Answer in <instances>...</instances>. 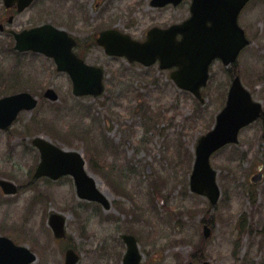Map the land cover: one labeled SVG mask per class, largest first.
I'll list each match as a JSON object with an SVG mask.
<instances>
[{
  "label": "rangeland",
  "instance_id": "rangeland-1",
  "mask_svg": "<svg viewBox=\"0 0 264 264\" xmlns=\"http://www.w3.org/2000/svg\"><path fill=\"white\" fill-rule=\"evenodd\" d=\"M189 6L186 2L179 9L159 12L150 7L149 0L37 2L38 15L57 27H64L65 22L74 26L71 31L82 44L91 41L102 24L141 38L150 26L183 19ZM34 12L27 11L10 27L21 29ZM239 23L252 44L233 71L241 74L264 111V0L251 2ZM0 44V85L4 81L5 87H11L28 79L35 96L42 97L52 88L60 98L21 114L9 130L0 131V179L24 187L16 196H5L0 190V236L28 247L37 255L35 264H64L70 246L81 256L78 264H123L124 235L139 239L142 264H188L204 259L210 264H264V181L250 182L257 170H264L262 121L244 129L237 146L212 158L222 191L214 210L210 211L207 198L190 190L196 146L215 125L230 86L228 70L221 62L211 66L205 102L200 103L177 88L158 66L130 65L87 45L80 54L105 70L106 90L99 98H76L70 78L58 73L52 60L35 57L23 62L24 67L15 66L24 60L15 58L6 33H0ZM4 94L13 92L0 91V98ZM156 111L164 118L154 117L161 124L150 129L147 118ZM41 136L83 154L112 209L80 200L70 177L32 183L40 162L32 140ZM51 213L66 217V240L55 239L48 225ZM206 219L213 227L208 242L203 238Z\"/></svg>",
  "mask_w": 264,
  "mask_h": 264
},
{
  "label": "water",
  "instance_id": "water-1",
  "mask_svg": "<svg viewBox=\"0 0 264 264\" xmlns=\"http://www.w3.org/2000/svg\"><path fill=\"white\" fill-rule=\"evenodd\" d=\"M9 1V0H7ZM177 3L178 0H171ZM249 0H194L192 17L180 26L170 30L155 29L149 33L148 41L139 43L117 31L102 33L97 40L108 55L127 57L131 62L151 66L158 60L162 69L178 70L171 74L176 84L191 91L201 98V88L207 85L209 67L215 59H221L228 66L235 62L239 53L249 42L244 31L237 25L240 11ZM30 0H25L27 5ZM154 5H161L155 1ZM51 29V41L43 42V29L24 33L19 37L21 51L33 50L53 57L58 71L67 72L74 85L76 96H99L104 91L103 71L87 66L73 53L75 42L65 32L54 27ZM182 35V39H177ZM48 97L57 101L54 91ZM36 101L29 95H18L0 101V128H7L17 118L22 109L32 110ZM261 105L251 100L250 94L241 85L237 77L230 91L228 107L219 115L215 130L204 136L197 147V160L191 179L192 191L206 195L215 205L220 197L216 183V172L211 169L210 156L229 142H237V134L244 127L260 116ZM42 155V163L35 179L50 176L57 180L65 175H72L77 185L80 198L103 204L109 209V202L98 190L95 179L85 170V161L81 154L61 150L52 143L37 138L34 140ZM7 193L15 192L9 183L0 181ZM50 225L58 238L65 236V219L59 215L51 217ZM210 230L206 228L205 236ZM128 245L125 264H139L134 238L124 237ZM35 256L26 249L13 248L6 240L0 241V264H30ZM79 258L69 249L66 253V264H76ZM208 264V263H204Z\"/></svg>",
  "mask_w": 264,
  "mask_h": 264
},
{
  "label": "flooded vegetation",
  "instance_id": "flooded-vegetation-1",
  "mask_svg": "<svg viewBox=\"0 0 264 264\" xmlns=\"http://www.w3.org/2000/svg\"><path fill=\"white\" fill-rule=\"evenodd\" d=\"M43 4H46L47 2H49L50 0H41ZM63 1H67V2H72L75 3L76 0H63ZM37 2L38 0H34V2L24 11L20 12L19 8L16 5H14L12 8H7L4 5V1L0 0L1 3V8H0V33H6L8 35H12L13 37V49L16 51V47H17V39L16 36L20 35L21 33L25 32V31H29L38 27H42L46 24H52L50 22H46L44 18L41 17V15H38V12H40L41 10L39 8H37ZM34 10V16H30L27 23L21 26V29H11V26H14V24L16 22H18L19 17H22V15H24L27 11H31ZM71 16L67 17L70 18ZM12 18L11 23L9 22V19ZM78 24V21H77ZM68 27V28H65ZM74 26L69 25L67 22H65L64 27H60L64 30H66L67 32L70 33V35L72 37H74L75 39H77V48L79 46H82V42L81 40L78 39L77 35H74V33L71 31V28H73ZM77 27V26H75ZM93 36H95V32L93 33ZM87 45L90 46L89 43L85 44L84 47H86ZM16 57L21 59L22 55H26L24 53H20L16 51ZM28 55L34 56L35 54H33L32 52H28ZM28 57V56H27ZM29 58V57H28Z\"/></svg>",
  "mask_w": 264,
  "mask_h": 264
},
{
  "label": "bare ground",
  "instance_id": "bare-ground-1",
  "mask_svg": "<svg viewBox=\"0 0 264 264\" xmlns=\"http://www.w3.org/2000/svg\"><path fill=\"white\" fill-rule=\"evenodd\" d=\"M97 180V179H96ZM97 185H98V187H100V182L97 180ZM107 195V194H106Z\"/></svg>",
  "mask_w": 264,
  "mask_h": 264
},
{
  "label": "trees",
  "instance_id": "trees-1",
  "mask_svg": "<svg viewBox=\"0 0 264 264\" xmlns=\"http://www.w3.org/2000/svg\"><path fill=\"white\" fill-rule=\"evenodd\" d=\"M90 164H91V163H90ZM91 166H92V164H91ZM91 166H90V167H91Z\"/></svg>",
  "mask_w": 264,
  "mask_h": 264
}]
</instances>
